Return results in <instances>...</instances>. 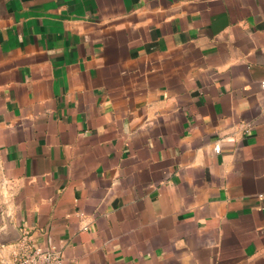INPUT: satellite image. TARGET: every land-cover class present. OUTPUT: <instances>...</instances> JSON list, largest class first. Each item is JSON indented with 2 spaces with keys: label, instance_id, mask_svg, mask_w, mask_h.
I'll use <instances>...</instances> for the list:
<instances>
[{
  "label": "crops",
  "instance_id": "crops-1",
  "mask_svg": "<svg viewBox=\"0 0 264 264\" xmlns=\"http://www.w3.org/2000/svg\"><path fill=\"white\" fill-rule=\"evenodd\" d=\"M263 83L264 0H0V264H264Z\"/></svg>",
  "mask_w": 264,
  "mask_h": 264
},
{
  "label": "built area",
  "instance_id": "built-area-1",
  "mask_svg": "<svg viewBox=\"0 0 264 264\" xmlns=\"http://www.w3.org/2000/svg\"><path fill=\"white\" fill-rule=\"evenodd\" d=\"M264 89V83H263ZM248 131V130H247ZM215 152L220 154L221 146H215ZM14 264H63V254L52 244L45 245L34 240L28 233L22 238L13 254Z\"/></svg>",
  "mask_w": 264,
  "mask_h": 264
}]
</instances>
